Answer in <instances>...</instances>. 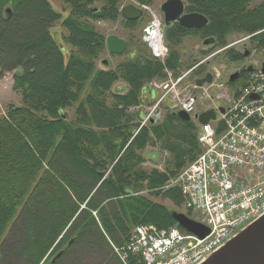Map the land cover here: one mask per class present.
I'll return each mask as SVG.
<instances>
[{"label": "trees", "instance_id": "1", "mask_svg": "<svg viewBox=\"0 0 264 264\" xmlns=\"http://www.w3.org/2000/svg\"><path fill=\"white\" fill-rule=\"evenodd\" d=\"M252 1L187 0V10L208 23L192 31L166 29L165 66L180 65L178 45L188 34L212 37L217 46L229 34L263 28L264 0L250 6ZM63 2L69 12L62 18L49 0H0V77L22 72L15 77L20 103L8 105L0 117V264H124L113 246L124 244L135 225L182 230L170 209L135 193L142 187L159 193L185 156H197L195 123L167 113L133 134L139 123L126 109L142 102L146 81L163 77V63L143 51V58L116 70H99L103 40L88 19H113L119 0ZM96 2L102 4L99 14L90 9ZM57 20L74 52L66 53L48 30ZM246 75L241 69V78ZM119 78L127 90L110 93ZM66 107H74V121L60 116ZM155 139L174 155L169 171L140 166L138 151ZM162 195L182 203L178 188ZM125 264L141 261L131 255Z\"/></svg>", "mask_w": 264, "mask_h": 264}, {"label": "built area", "instance_id": "2", "mask_svg": "<svg viewBox=\"0 0 264 264\" xmlns=\"http://www.w3.org/2000/svg\"><path fill=\"white\" fill-rule=\"evenodd\" d=\"M254 37L264 42V27L238 42ZM249 66L240 87L225 96L220 91L228 83L217 67L203 74H210L211 81L201 86L196 79L184 83L189 72L178 77L167 72L165 80L152 83L159 92L143 113L140 127L150 118L159 119L163 108L183 111L195 123L200 152L165 186L180 190L182 212L209 232L198 238L176 226L137 224L124 245L115 248L124 263L133 255L141 264H199L264 213V60ZM218 99L224 104H215ZM207 101L213 103L216 118L200 124L197 115L210 106L199 108ZM220 106L223 113L217 110Z\"/></svg>", "mask_w": 264, "mask_h": 264}, {"label": "rangeland", "instance_id": "3", "mask_svg": "<svg viewBox=\"0 0 264 264\" xmlns=\"http://www.w3.org/2000/svg\"><path fill=\"white\" fill-rule=\"evenodd\" d=\"M49 1L52 7L56 11L61 13L62 18L68 14L69 8L63 2V0H49ZM163 1L164 0H151L149 5L151 4L152 6L150 5L148 7H150L151 9L153 8L157 9V7H159V5ZM259 2H261V0H253L250 3V6L256 5ZM125 3L138 4L137 0H120L119 4H125ZM98 4L99 2H96L94 5H98ZM7 6L8 5L5 4L4 9ZM88 21L91 22L93 26H97L96 21H92L89 19ZM48 30L53 35V37L64 47L66 53L75 51V49L65 41V38L67 36V31L65 28L61 26V20H57L54 23H52L51 26L48 28ZM113 30L115 31L116 29H114V27L111 26L105 27V32H111ZM251 33L237 32V33L229 34L226 37L225 43L223 45H217V46L204 45L202 41L203 39L207 38V36L203 37L201 35L198 36V35H190V34L184 36L183 40L178 45V51L180 52V54L183 53V56H181L182 59L184 60L183 71L187 70L188 66L186 65H190L194 57L198 58V56L200 55L199 59H196L195 61L197 62L200 60L201 63L194 71L190 72L186 76V78L184 79V83L190 84L193 82L194 79L201 78L203 74L211 70L212 67H217L220 70L224 81L228 80V77L231 73L235 71H240L245 66L247 67L249 65H252L256 67L259 64V62L264 60V56L262 54V49L264 48L263 41H261L260 37H254L246 41L238 42V39H240L243 36H247ZM217 50L218 53L214 54ZM229 50L240 52L242 54V58L237 60H232L231 57H229V54L227 53ZM245 50H248L249 52V55L246 57L243 56V52ZM105 58L110 59V66L113 67L116 59L114 57H108V56H105ZM96 65L97 67H100V65H98V61H96ZM243 81H244L243 78L240 77L239 79L235 80L234 83L227 84V88H224V90L220 91V94L225 96L226 93H229V91L231 92L235 91L238 87H240ZM144 99H146V97H144ZM19 103H20V96L16 88V81H15V76L13 75V71L5 72L0 77V117L4 114V111L8 105H18ZM214 103L217 105H223L224 101L218 99L215 100ZM148 106H149V101L146 99L145 104H143V106H141L140 109H143L145 111L146 107ZM204 106L206 107L210 106L207 109L214 108L213 103L207 101L204 102L203 105H200L199 109L205 108ZM63 113L66 115L67 121H74L76 119L74 107L64 108ZM167 113L168 111L165 108H163L159 120H162ZM131 115L135 117L133 118V122L138 121L139 123V119H137L136 113H132ZM164 145L165 143L161 139H157V140L155 139L153 144H147L141 151H138L142 155V162L140 163V166L145 171L151 169H156L158 171H169L172 168L174 155L171 151H168L166 148H164ZM188 159L189 157L187 158L185 156L186 163L182 168H184L192 160V159L191 160ZM177 173L175 175H177ZM175 175L170 176L169 180L175 177ZM140 189L141 190L135 194L145 197L146 199L152 202L162 204L163 206L167 207L170 210H176L182 212L181 204H175L174 201L162 195V191L169 189L166 186L162 187V189L159 190L160 192L157 194L148 191L147 189H145V187H142ZM119 247L120 246H113V250L116 256L120 259V261L124 263V261H122V259L120 258L119 254H117V252L115 251V248H119ZM55 254L53 255L54 257ZM130 256L131 255H129V257ZM129 257L127 258V260L129 259ZM127 260L125 261V263L127 262Z\"/></svg>", "mask_w": 264, "mask_h": 264}, {"label": "flooded vegetation", "instance_id": "4", "mask_svg": "<svg viewBox=\"0 0 264 264\" xmlns=\"http://www.w3.org/2000/svg\"><path fill=\"white\" fill-rule=\"evenodd\" d=\"M150 1L151 0H137L138 4H134V3L119 4L120 3V0H119L116 16L113 19L105 18L103 16H101L97 20L91 19L92 21H96L97 26H94L95 31L97 32L98 36L101 37L103 40V48L102 50H100L98 57L96 59V61H98V65H100V67H97L99 70H116L118 66H120L123 63H126L131 60L143 58L142 56L143 51H145L146 55L150 54L152 58L160 61L164 65L162 78L154 77L146 81L142 85L141 92H140V95L142 96V99H143L142 102L139 105L130 106L126 109V113H129V114L139 113V125L136 130H139L141 127L144 126L142 125L140 127V122H141L140 120L142 119L143 113L147 110L149 106H151L154 98L157 96L159 92L158 90L152 87V83H158V82H162L163 80H165L167 72H170L173 77H178L182 73H185V72L190 73L194 71L200 65V60L197 62L195 61L196 59H199L200 55L198 53L199 55L198 58L194 57L190 65H186L188 66L187 70L183 71L184 60L181 57L183 56V53L180 54V52L178 51L180 54V61H181L180 65L175 69H171L165 66V60L169 54V50H168L166 39H165L166 29L172 28L175 25H178V26L180 25L178 24L176 20L169 21V22L165 21L163 12L161 10V5L166 0H164L159 5V7H157V9H154V8L151 9L150 7H148L151 5V4L149 5ZM182 2L184 4V13L194 12V11L187 10L186 8L187 0H182ZM129 5L140 10V14L138 17H135V18L130 17L132 14L129 12L130 11L129 8H127V6ZM92 6H97L96 11L91 10L92 13L99 14L102 4L99 3L98 5H92ZM92 6H90V9ZM106 26L114 27V29L116 30L115 31L113 30L111 32H105ZM192 30H195V29H189L188 31H192ZM190 35H193V34H190ZM110 36H113L122 42L123 48L119 52H112L108 48L107 39ZM183 38L181 40H183ZM207 38H212V37H207ZM213 43H214V40L211 43L206 44V45L212 46ZM105 56L114 57L116 59L113 67L110 66V59L105 58ZM238 73H239L238 75V79H239L241 77L240 71H238ZM196 79H199V78H196ZM119 82H122V83H119ZM126 90H127L126 81L123 80L122 78H119L118 80L114 82L109 92L118 94L121 92H125ZM144 97H146V99L149 101V106L146 107L145 111L143 109H140V107L143 106V104H145L146 99H144ZM149 123L150 122L148 121L145 124V126L148 125Z\"/></svg>", "mask_w": 264, "mask_h": 264}, {"label": "water", "instance_id": "5", "mask_svg": "<svg viewBox=\"0 0 264 264\" xmlns=\"http://www.w3.org/2000/svg\"><path fill=\"white\" fill-rule=\"evenodd\" d=\"M129 12L132 14L130 17L135 18L140 14V10L127 6ZM126 8V9H127ZM92 11L97 10V6L91 7ZM161 10L166 22L176 20L178 24L184 29H198L207 25L208 19L201 13L191 12L184 13V4L182 0H166L161 5ZM6 14H10V9L5 8ZM213 41L212 38L203 40V44H209ZM107 46L112 52H119L123 48V44L117 38L110 36L107 39ZM248 50L243 52V56H248ZM248 70L251 67H247ZM264 72V67L262 69ZM15 77H20L22 72L15 70L13 72ZM238 71L231 73L228 77V82H233L238 78ZM210 74L196 80V84L201 86L204 83H210ZM220 113L224 112L222 106L217 109ZM60 116L64 118L62 111L59 112ZM175 115L183 121H190V116L183 111H178ZM216 118L215 109H207L197 115V121L200 124H205L210 120ZM156 118H150V123H155ZM170 216L182 230L189 232L198 238H204L208 234V228L203 224L190 218L183 212L176 210L169 211ZM60 254L57 253L54 259ZM199 264H264V213L239 230L234 236L227 240L217 250L208 255Z\"/></svg>", "mask_w": 264, "mask_h": 264}, {"label": "bare ground", "instance_id": "6", "mask_svg": "<svg viewBox=\"0 0 264 264\" xmlns=\"http://www.w3.org/2000/svg\"><path fill=\"white\" fill-rule=\"evenodd\" d=\"M138 132V130L135 131V134Z\"/></svg>", "mask_w": 264, "mask_h": 264}]
</instances>
